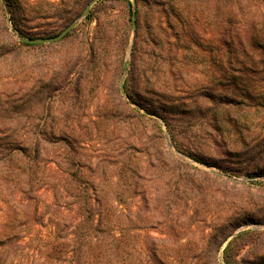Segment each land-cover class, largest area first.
Returning a JSON list of instances; mask_svg holds the SVG:
<instances>
[{
	"label": "rangeland",
	"instance_id": "1",
	"mask_svg": "<svg viewBox=\"0 0 264 264\" xmlns=\"http://www.w3.org/2000/svg\"><path fill=\"white\" fill-rule=\"evenodd\" d=\"M27 1L28 5L21 3L16 9V20L28 37L53 38L71 24L77 25L59 42L38 44L16 54L15 85H9L10 79H0V121L5 119L0 132L17 127L28 151L27 160L21 156L12 164L1 162L6 157L5 151L0 152V238L5 230L48 235L49 229L37 221L40 215L35 207H25L39 200L52 205L57 193L52 187L64 183L61 170L70 164L84 183L106 188L104 201L112 202L118 192L123 194L127 203L115 208L117 215L129 217L123 221L129 231L158 239H171V235L202 238L213 232L235 208L234 197L242 188L233 185L231 192L224 181L203 173L220 171L177 152L164 123L146 115L126 96L139 114L123 105L116 90L125 77L136 100L167 116L184 150L227 167L250 166L258 154L253 139L264 138V109L225 105L219 91L235 88L229 78L231 67L241 68L245 49L257 67L264 66V50L253 48L247 36L251 20L259 13L257 7L242 10L246 0H223L216 13L208 0L178 4L179 0H129L131 8L126 2L98 0L84 16L94 0L87 6L85 0ZM90 15L92 20H88ZM231 16L237 23L234 27L229 23ZM10 18L11 10L12 28ZM186 19L191 22L188 26L183 23ZM187 87L191 89L188 97L173 92ZM44 136L51 142H40L31 173L11 176L34 159L31 143ZM262 170L257 180L264 182ZM251 180L256 179H235ZM257 196V206L264 208V195ZM6 198L20 210L11 213ZM47 211L42 209L43 214ZM49 214H45L47 219ZM13 219L15 230L5 226ZM8 249H0V258L15 260Z\"/></svg>",
	"mask_w": 264,
	"mask_h": 264
},
{
	"label": "trees",
	"instance_id": "2",
	"mask_svg": "<svg viewBox=\"0 0 264 264\" xmlns=\"http://www.w3.org/2000/svg\"><path fill=\"white\" fill-rule=\"evenodd\" d=\"M6 1L11 10L12 28L9 26L5 6L0 0V79L12 80L13 82L9 85L13 86L17 83L18 77L16 72L18 68L15 64L16 54H19L24 48L38 46L20 41V38L36 39L26 36L25 31L16 20V9H19L21 3L27 4L29 1ZM91 1L85 0V5L87 6ZM105 1L126 2L130 8L132 7L129 0H104L103 2ZM180 1L183 0H179L175 4ZM186 1L189 2L190 0ZM192 1L195 2V0ZM208 1L215 6V9H213L216 13L223 7L222 5L220 8L223 0ZM200 2L203 1L200 0ZM41 3L45 4L46 2L43 0ZM251 6L257 7L259 13L251 20L252 26L249 28L247 36L251 39L253 48L264 50V2L246 0L242 10ZM231 19L233 20L229 22L230 26H236L234 16H231ZM88 20H92L91 15ZM189 21V19H186V21L183 20V23L188 26L191 23ZM98 27L99 30H102V23H99ZM129 40L128 36L124 42V56ZM249 51L245 49V56L242 58V66L239 70L231 67L232 74L229 78L234 83L235 88L220 90L219 93L225 97L227 102L225 105L229 104L235 108L245 106L247 108L264 109V66L257 67L255 62L248 58ZM210 52L217 55L219 53L215 48H211ZM93 54L95 55V52ZM94 55L92 58H95ZM245 58L249 60L246 61ZM93 61L94 59L89 63ZM122 61H124V57ZM5 64L8 66L7 70L3 68ZM2 71L7 74H2ZM124 87L125 94H122L120 87L116 90L121 103L139 114L124 99L126 96L132 104L145 111L146 115L159 118L168 129L172 145L177 152L185 154L199 164L218 169L219 173L205 171L203 173L209 175L215 181H224L228 184L231 192L233 185L242 188L234 197V201L237 200V203H233L235 208L230 209L222 224L216 225L213 232L202 238L171 235V239H158L141 236L134 231L123 228L125 227L123 221H125V218L129 220V217H123L122 214L117 215L116 204L127 203L123 194L118 192L112 202L104 201L102 194L106 193V188L84 183L78 177L79 171L70 164V168L61 170L60 177H62L61 180L64 183L61 186L55 184L52 187L55 193L57 192L56 200L52 205L48 206L45 202L39 200L35 204L25 207L29 210L35 207L36 214L40 215L37 221L49 229L48 235L41 237V234H39L36 237L34 234L25 233L24 231L13 232L12 234L6 230L3 231L2 238H0V249L10 248L8 252L15 260L8 261L0 258V264H264V230L247 229L249 226L264 228V208L257 206L255 202L257 195L254 194V192H257L260 197L264 195V182L257 180L259 174H262V168H264V138L253 139V145H256L255 149L258 154L252 157L250 166L245 165V168L223 166L215 160L208 159L193 151L184 150L182 145L178 144L177 137L171 130L170 120L167 116L145 106L142 101L136 100L129 92L128 81L125 82ZM190 91L191 89L187 87L186 90H174L173 92L175 95L183 94L184 97H188ZM216 92L213 91L212 95H216ZM212 97L216 99L215 96ZM162 100L163 103H170L167 99ZM141 116L145 117L144 115ZM3 121L5 119L0 123ZM157 126L161 131V125L157 124ZM22 139L23 137L18 134L17 127L14 130L0 132V152L5 151L6 157L1 162L12 164L21 156L24 157V160H27L26 153L28 151L24 148V140ZM35 141L37 143H31L33 146L30 147L32 148L31 156L33 155L34 159L27 161L28 165L26 166L22 165L23 168H17V171H13L11 176L21 178L22 173H31L34 162H38L40 147H42L40 142L44 144L51 142L45 136L42 138L37 137ZM169 155L179 167H184L185 163L176 159L171 152ZM237 178L256 180L236 182L235 179ZM71 197L73 200L69 199ZM6 199L8 200H5V203L9 206L11 213L20 210L12 200ZM42 209L48 210L46 213L44 212L45 214L50 212L48 219L42 213ZM15 224L16 221L13 219L5 226L15 230ZM141 230V228H138L136 231ZM25 240H28V243L23 245L22 242Z\"/></svg>",
	"mask_w": 264,
	"mask_h": 264
},
{
	"label": "water",
	"instance_id": "3",
	"mask_svg": "<svg viewBox=\"0 0 264 264\" xmlns=\"http://www.w3.org/2000/svg\"><path fill=\"white\" fill-rule=\"evenodd\" d=\"M98 0H94L89 6L88 8L85 10V13H84V16H86L91 7L97 3ZM4 6H5V9H6V12H7V15L9 16L10 15V9H9V6L6 2V0H2ZM77 23H73L71 24L70 26H68L63 32H61L59 35L53 37V38H36V39H21L20 41L22 43H26V44H31V45H38V44H53V43H56V42H59L61 40H63L67 35H69V33H71L73 31V29L76 27ZM134 28H136V16L134 14ZM124 68H125V72H127L128 70V62L125 63L124 65ZM125 77L122 79V82H121V85H120V90L122 92V94H125ZM223 262V260H222Z\"/></svg>",
	"mask_w": 264,
	"mask_h": 264
}]
</instances>
